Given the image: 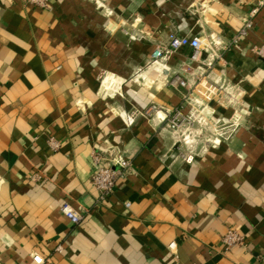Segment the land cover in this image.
Here are the masks:
<instances>
[{
  "label": "crops",
  "instance_id": "crops-1",
  "mask_svg": "<svg viewBox=\"0 0 264 264\" xmlns=\"http://www.w3.org/2000/svg\"><path fill=\"white\" fill-rule=\"evenodd\" d=\"M258 1L0 0V264H264V3L232 43ZM170 33L206 38L210 66L152 64ZM93 150L130 163L101 202ZM228 229L245 244L224 252Z\"/></svg>",
  "mask_w": 264,
  "mask_h": 264
},
{
  "label": "built area",
  "instance_id": "built-area-1",
  "mask_svg": "<svg viewBox=\"0 0 264 264\" xmlns=\"http://www.w3.org/2000/svg\"><path fill=\"white\" fill-rule=\"evenodd\" d=\"M28 3L34 5L35 7L43 10H51V0H27ZM237 3H240L242 0H234ZM264 0H259L258 4L255 8L251 9L247 15L242 19V26L237 32L236 35L232 38V43L236 44L239 39L244 37L249 29L252 27V18L258 11L259 6H262ZM182 48H189L191 50L190 60L196 62L198 66L203 65L205 62L200 58L201 52L205 51L208 54L210 49V42L201 36H178L174 33H170L167 36V41L164 44L157 45L153 51L151 52V63L156 64L158 66H162L164 69H167L166 63L167 61L177 53ZM253 53L261 60L264 61V39L259 43V45L253 46L251 48ZM210 66L211 63H205ZM170 83L177 87H186V82L180 75L175 74L171 77ZM198 85L200 83L198 82ZM221 87L209 86L205 88L206 98L209 97L210 94H214L218 92ZM231 89L225 87L221 89L224 97H228L231 93ZM220 92V91H219ZM218 92V93H219ZM197 94H201L200 90H196ZM202 95V94H201ZM198 106L200 102L194 101ZM154 107H152L153 109ZM190 117H193L192 120H189ZM189 118L183 116L179 111H174L173 113H168L165 116H162V120L164 121L166 127L170 130H178L183 126H190L191 122H199L200 118H196L192 114H189ZM47 143L52 150H57L59 148V142L53 139L52 137H48ZM91 161H92V172H91V183L93 187L98 191V202L105 200L109 197L116 186V182L119 178H122L126 171L130 168V163L127 159L118 156V157H108L105 158L103 154L98 151H91L90 153ZM183 159L187 163H191L194 159V154L185 155ZM41 177L37 173H33L29 175V179L31 181H37ZM124 206L127 208L129 203H124ZM60 212L67 218V220L72 225H78L82 219V213L78 209H75L68 202H64L60 206ZM244 237L239 234L234 229H228L224 235L221 237V243L223 245L224 252L228 251L231 247L235 245L243 246ZM175 247V242H172L168 245L169 250H173ZM58 249H60L58 247ZM33 261L37 264L43 262V258L39 255H33Z\"/></svg>",
  "mask_w": 264,
  "mask_h": 264
}]
</instances>
